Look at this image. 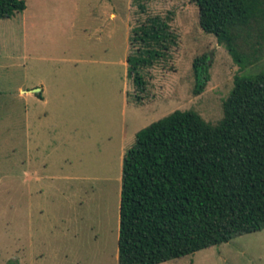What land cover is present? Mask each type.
Wrapping results in <instances>:
<instances>
[{
  "label": "rangeland",
  "instance_id": "374dc122",
  "mask_svg": "<svg viewBox=\"0 0 264 264\" xmlns=\"http://www.w3.org/2000/svg\"><path fill=\"white\" fill-rule=\"evenodd\" d=\"M25 2L0 18V264H119L123 158L137 132L177 109L217 124L235 77L264 70V15L238 30L252 59L241 68L194 0ZM152 18L174 42L140 89L128 56ZM205 53L211 79L196 95L192 64ZM160 264H264V229Z\"/></svg>",
  "mask_w": 264,
  "mask_h": 264
},
{
  "label": "trees",
  "instance_id": "16d2710c",
  "mask_svg": "<svg viewBox=\"0 0 264 264\" xmlns=\"http://www.w3.org/2000/svg\"><path fill=\"white\" fill-rule=\"evenodd\" d=\"M194 1L202 29L248 66L238 30L264 15V0ZM26 7L25 0H0V18ZM134 31L140 46L128 56V75L143 89L142 70L174 35L159 18ZM210 59L193 60L196 95L211 79ZM223 110L212 124L177 109L137 132L123 158L119 264H160L264 229V70L237 75Z\"/></svg>",
  "mask_w": 264,
  "mask_h": 264
},
{
  "label": "water",
  "instance_id": "95a60500",
  "mask_svg": "<svg viewBox=\"0 0 264 264\" xmlns=\"http://www.w3.org/2000/svg\"><path fill=\"white\" fill-rule=\"evenodd\" d=\"M40 90H41L40 88H34V89L30 90V91L38 93Z\"/></svg>",
  "mask_w": 264,
  "mask_h": 264
}]
</instances>
